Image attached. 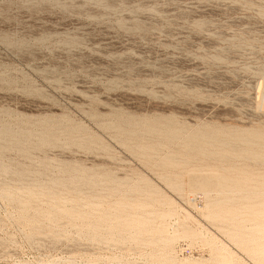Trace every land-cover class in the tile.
Segmentation results:
<instances>
[{
  "label": "rangeland",
  "instance_id": "obj_1",
  "mask_svg": "<svg viewBox=\"0 0 264 264\" xmlns=\"http://www.w3.org/2000/svg\"><path fill=\"white\" fill-rule=\"evenodd\" d=\"M260 84L264 0H0V264H264V163L184 147Z\"/></svg>",
  "mask_w": 264,
  "mask_h": 264
},
{
  "label": "bare ground",
  "instance_id": "obj_2",
  "mask_svg": "<svg viewBox=\"0 0 264 264\" xmlns=\"http://www.w3.org/2000/svg\"><path fill=\"white\" fill-rule=\"evenodd\" d=\"M258 96L259 99L257 110L259 111L261 109L260 111H264V85L261 86V93ZM247 124L237 127L222 126L219 129H200L193 134L188 135L187 139L184 141V147L186 149V153L189 155V160L192 162V166L198 168L215 167L221 169H237L246 167L247 162L263 164L264 152H260L259 149L254 148V144H252L251 140L256 136L261 138L263 137L264 139V133L258 130L247 128ZM168 134L172 138L177 137V132L173 129H169ZM207 142L210 144L208 143L207 146H203ZM260 145L264 147V144ZM199 155H204L205 157L214 161L210 164H206L205 160L200 161V158L198 157ZM165 160L166 161L164 164H172L174 163L175 158L169 157ZM218 177V184L223 188L229 187L240 189L242 187L241 181L237 178L222 174ZM247 193L249 196L259 194V192L257 193L255 190H250ZM205 195L206 194L203 193V196Z\"/></svg>",
  "mask_w": 264,
  "mask_h": 264
}]
</instances>
